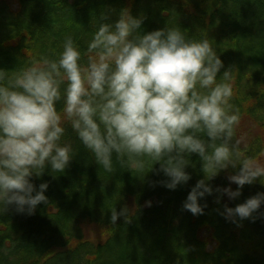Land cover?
Here are the masks:
<instances>
[{"label":"clouds","instance_id":"1","mask_svg":"<svg viewBox=\"0 0 264 264\" xmlns=\"http://www.w3.org/2000/svg\"><path fill=\"white\" fill-rule=\"evenodd\" d=\"M107 19L102 14L94 25L86 54L66 35L51 55L0 69V215L13 207L31 216L47 204L48 184L37 188L31 178L67 168L76 155L65 139L69 127L106 173L119 164L143 178L159 164L167 178L159 183L169 190L191 179L185 169L196 154L203 175L182 203L194 216L204 214L207 205L199 201L213 191L232 200L245 184L261 183L264 159L249 155L236 137L241 117L231 103L232 71L218 76L223 63L211 41L179 27L142 32L144 17L128 9L112 23ZM229 167L236 190L213 189L208 182ZM262 204L264 193H257L235 207L225 204L220 214L239 226L262 215ZM110 212L114 226L119 217L131 223L137 208Z\"/></svg>","mask_w":264,"mask_h":264},{"label":"trees","instance_id":"2","mask_svg":"<svg viewBox=\"0 0 264 264\" xmlns=\"http://www.w3.org/2000/svg\"><path fill=\"white\" fill-rule=\"evenodd\" d=\"M123 9L144 17L142 32L179 27L190 38L211 41L223 63L218 76L232 71L231 103L241 117L236 137L249 155L264 159V0H0V69L51 55L66 35L86 54L100 16L112 23ZM65 139L76 155L64 172L31 178L37 188L48 184L47 204L31 216L13 207L0 215V264H264V204L262 215L239 226L220 214L225 204L264 193V178L245 184L236 199L213 191L199 201L207 205L204 214L194 216L182 203L203 175L196 154L185 169L191 179L169 190L159 183L167 179L159 164L143 178L119 164L108 174L70 127ZM230 174L229 167L208 183L236 190ZM125 205L137 208L132 222L119 217L111 225L110 210Z\"/></svg>","mask_w":264,"mask_h":264},{"label":"rangeland","instance_id":"3","mask_svg":"<svg viewBox=\"0 0 264 264\" xmlns=\"http://www.w3.org/2000/svg\"><path fill=\"white\" fill-rule=\"evenodd\" d=\"M88 232H89L92 236H95V235H96V232H95V231L92 232V231L89 230Z\"/></svg>","mask_w":264,"mask_h":264}]
</instances>
